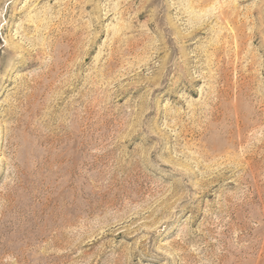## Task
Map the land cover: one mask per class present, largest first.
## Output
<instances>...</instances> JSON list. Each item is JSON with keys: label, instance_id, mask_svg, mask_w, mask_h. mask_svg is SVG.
<instances>
[{"label": "rangeland", "instance_id": "1", "mask_svg": "<svg viewBox=\"0 0 264 264\" xmlns=\"http://www.w3.org/2000/svg\"><path fill=\"white\" fill-rule=\"evenodd\" d=\"M0 264H264V0H0Z\"/></svg>", "mask_w": 264, "mask_h": 264}]
</instances>
